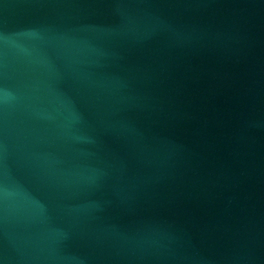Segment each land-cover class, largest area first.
I'll return each instance as SVG.
<instances>
[{
    "label": "water",
    "instance_id": "water-1",
    "mask_svg": "<svg viewBox=\"0 0 264 264\" xmlns=\"http://www.w3.org/2000/svg\"><path fill=\"white\" fill-rule=\"evenodd\" d=\"M0 264H264V0H0Z\"/></svg>",
    "mask_w": 264,
    "mask_h": 264
}]
</instances>
